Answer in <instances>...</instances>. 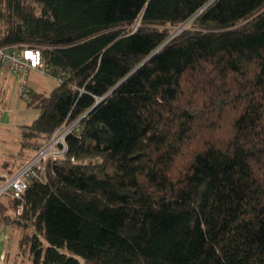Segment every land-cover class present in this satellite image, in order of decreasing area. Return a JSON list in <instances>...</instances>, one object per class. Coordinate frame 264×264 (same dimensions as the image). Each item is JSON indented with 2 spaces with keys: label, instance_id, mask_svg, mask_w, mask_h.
Returning a JSON list of instances; mask_svg holds the SVG:
<instances>
[{
  "label": "trees",
  "instance_id": "16d2710c",
  "mask_svg": "<svg viewBox=\"0 0 264 264\" xmlns=\"http://www.w3.org/2000/svg\"><path fill=\"white\" fill-rule=\"evenodd\" d=\"M0 21V44L40 47L59 81L22 96L40 114L6 175L80 119L21 197H0L18 255L264 264V0H0Z\"/></svg>",
  "mask_w": 264,
  "mask_h": 264
},
{
  "label": "built area",
  "instance_id": "2783aa9c",
  "mask_svg": "<svg viewBox=\"0 0 264 264\" xmlns=\"http://www.w3.org/2000/svg\"><path fill=\"white\" fill-rule=\"evenodd\" d=\"M1 31V21H0ZM0 68L16 73L20 77V95H26L28 77L32 70L45 71L42 49L38 46H4L0 44ZM0 99V111H3ZM80 119L64 123L46 139L45 145L28 157L15 173L5 176L0 186V197H21L27 188L28 180L39 176L49 159L63 156L67 150L66 137L73 130H78ZM21 212V209H19Z\"/></svg>",
  "mask_w": 264,
  "mask_h": 264
},
{
  "label": "rangeland",
  "instance_id": "374dc122",
  "mask_svg": "<svg viewBox=\"0 0 264 264\" xmlns=\"http://www.w3.org/2000/svg\"><path fill=\"white\" fill-rule=\"evenodd\" d=\"M191 21L187 22L184 26L190 24ZM135 25L134 27H136ZM182 28H175L174 34L178 33ZM58 79L47 74L45 71L40 70H32L28 77V85L37 91L49 94L54 87L58 84ZM5 87L0 86V99L2 101L3 111H0V164L7 159V157L11 153H15L19 148V137H20V126L23 124L32 123L40 114L39 109L30 108L27 106L25 100L20 96V87L15 86L11 90V106H8V102L6 101V90L3 91ZM7 91L8 88H7ZM9 92H7V95ZM32 156V155H31ZM30 156V157H31ZM0 172H4L0 167ZM7 174L6 176H8ZM2 182H0L1 186ZM18 213V212H17ZM21 230L24 233V228H16L17 233L11 236L10 247L8 246L10 251V255L8 259H4L0 262V264H31L29 260L27 252H20L18 255L17 243L18 239L21 235ZM15 231V232H16ZM28 231H32L30 228ZM22 233V234H23ZM62 251L65 253L77 257L81 264H93L89 263L84 257L76 254L75 252L69 250L68 248H62ZM6 260V261H5Z\"/></svg>",
  "mask_w": 264,
  "mask_h": 264
},
{
  "label": "crops",
  "instance_id": "0c3cea01",
  "mask_svg": "<svg viewBox=\"0 0 264 264\" xmlns=\"http://www.w3.org/2000/svg\"><path fill=\"white\" fill-rule=\"evenodd\" d=\"M1 85L5 87L3 91L6 90V101L8 102V106L10 107L11 106V93H12L11 90L15 88V86L20 87V77L16 73H12L3 68H0V86ZM28 87L30 86L28 85ZM7 88L9 91H7ZM7 92H9L8 95H7ZM10 155H13V153H11ZM0 167H1V164H0ZM3 176H6V173L0 172V177H3ZM16 228L18 227H15L12 225H5L0 222V262L6 258L8 259V256L10 255L9 253L11 249H9L8 246L10 247L9 242L11 240V236L17 233Z\"/></svg>",
  "mask_w": 264,
  "mask_h": 264
},
{
  "label": "water",
  "instance_id": "95a60500",
  "mask_svg": "<svg viewBox=\"0 0 264 264\" xmlns=\"http://www.w3.org/2000/svg\"><path fill=\"white\" fill-rule=\"evenodd\" d=\"M113 90H114V89H113ZM113 90H112V91H113ZM105 97H106V96H104L103 98H101V99H100V100H99V101L93 106V108H94L95 106H97L101 101H103V100L105 99ZM93 108H92V109H93ZM92 109H91V110H92ZM91 110H89L88 113H89ZM104 129H105V127H104Z\"/></svg>",
  "mask_w": 264,
  "mask_h": 264
}]
</instances>
